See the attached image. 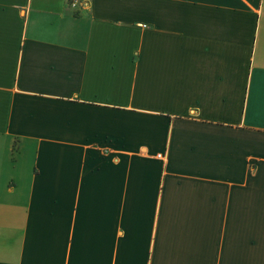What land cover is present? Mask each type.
<instances>
[{"label":"crops","instance_id":"1","mask_svg":"<svg viewBox=\"0 0 264 264\" xmlns=\"http://www.w3.org/2000/svg\"><path fill=\"white\" fill-rule=\"evenodd\" d=\"M0 264H264V0H0Z\"/></svg>","mask_w":264,"mask_h":264},{"label":"built area","instance_id":"2","mask_svg":"<svg viewBox=\"0 0 264 264\" xmlns=\"http://www.w3.org/2000/svg\"><path fill=\"white\" fill-rule=\"evenodd\" d=\"M69 6L74 9L84 8L89 5V0H68Z\"/></svg>","mask_w":264,"mask_h":264},{"label":"rangeland","instance_id":"3","mask_svg":"<svg viewBox=\"0 0 264 264\" xmlns=\"http://www.w3.org/2000/svg\"><path fill=\"white\" fill-rule=\"evenodd\" d=\"M74 9V8H73ZM80 9V8H79ZM75 10H78V9H75Z\"/></svg>","mask_w":264,"mask_h":264}]
</instances>
